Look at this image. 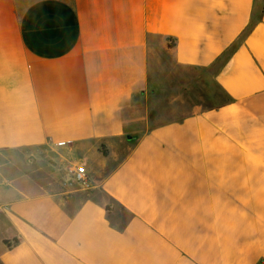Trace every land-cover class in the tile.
<instances>
[{
    "label": "crops",
    "instance_id": "1",
    "mask_svg": "<svg viewBox=\"0 0 264 264\" xmlns=\"http://www.w3.org/2000/svg\"><path fill=\"white\" fill-rule=\"evenodd\" d=\"M262 261L264 0H0V264Z\"/></svg>",
    "mask_w": 264,
    "mask_h": 264
},
{
    "label": "rangeland",
    "instance_id": "2",
    "mask_svg": "<svg viewBox=\"0 0 264 264\" xmlns=\"http://www.w3.org/2000/svg\"><path fill=\"white\" fill-rule=\"evenodd\" d=\"M206 82L203 77L194 76V73L193 77L186 72H183V76L180 73L177 74L175 84L169 89L171 93L162 91L156 98L160 106L159 122L173 118L179 119L191 112H198L200 106L210 109L213 106L226 105L227 97L213 87L209 79ZM171 107L176 109L175 113H172ZM260 264H264V261Z\"/></svg>",
    "mask_w": 264,
    "mask_h": 264
},
{
    "label": "built area",
    "instance_id": "3",
    "mask_svg": "<svg viewBox=\"0 0 264 264\" xmlns=\"http://www.w3.org/2000/svg\"><path fill=\"white\" fill-rule=\"evenodd\" d=\"M63 144L64 143H59V145ZM71 174L74 181L83 189H91V181L88 175V171L84 165H75V167L71 170Z\"/></svg>",
    "mask_w": 264,
    "mask_h": 264
},
{
    "label": "trees",
    "instance_id": "4",
    "mask_svg": "<svg viewBox=\"0 0 264 264\" xmlns=\"http://www.w3.org/2000/svg\"><path fill=\"white\" fill-rule=\"evenodd\" d=\"M170 45V44H169ZM230 102V100H228V103ZM5 244H8L7 242Z\"/></svg>",
    "mask_w": 264,
    "mask_h": 264
}]
</instances>
